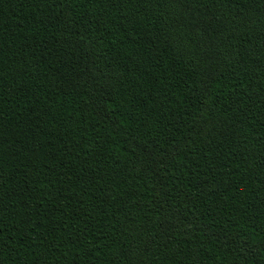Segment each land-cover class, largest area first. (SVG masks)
<instances>
[{
	"label": "trees",
	"instance_id": "16d2710c",
	"mask_svg": "<svg viewBox=\"0 0 264 264\" xmlns=\"http://www.w3.org/2000/svg\"><path fill=\"white\" fill-rule=\"evenodd\" d=\"M0 264H264V0H0Z\"/></svg>",
	"mask_w": 264,
	"mask_h": 264
}]
</instances>
